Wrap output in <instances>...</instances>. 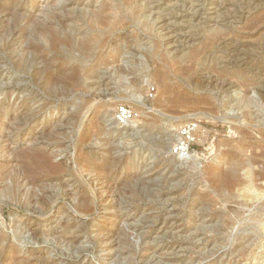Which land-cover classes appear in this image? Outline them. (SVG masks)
Here are the masks:
<instances>
[{
    "label": "rangeland",
    "instance_id": "374dc122",
    "mask_svg": "<svg viewBox=\"0 0 264 264\" xmlns=\"http://www.w3.org/2000/svg\"><path fill=\"white\" fill-rule=\"evenodd\" d=\"M0 107V264H264V0H0Z\"/></svg>",
    "mask_w": 264,
    "mask_h": 264
},
{
    "label": "bare ground",
    "instance_id": "6f19581e",
    "mask_svg": "<svg viewBox=\"0 0 264 264\" xmlns=\"http://www.w3.org/2000/svg\"><path fill=\"white\" fill-rule=\"evenodd\" d=\"M106 6H101V10H99V9H97V10H94V12H90L91 14H90V17H89V19H90V21H88L89 22V24H90V26L91 27H93L94 26V24H97V23H103L104 22V20H105V18H103L102 17V12H103V10H104V8H105ZM7 9V8H6ZM8 10V9H7ZM108 10V9H107ZM106 11V10H105ZM10 12V11H9ZM3 15V14H2ZM106 15V14H105ZM9 16V15H8ZM116 17V16H115ZM114 17V18H115ZM110 19V18H109ZM16 20V19H15ZM63 20V19H62ZM114 20V19H113ZM112 20V21H113ZM116 20V19H115ZM114 20V21H115ZM109 21V20H108ZM111 21V22H112ZM117 22V21H116ZM106 23V22H105ZM109 23V22H108ZM114 24V23H113ZM104 25V24H103ZM112 25V24H111ZM50 26V25H49ZM112 27V26H111ZM36 34V33H35ZM55 39V38H54ZM79 39V38H78ZM92 40H93V38L89 35V36H84L83 38H82V41H83V46L84 47H86V46H88V45H90L91 43H92ZM57 40H55V42H56ZM211 43V42H210ZM209 43V44H210ZM209 47V46H208ZM202 50H203V48H202ZM19 63V62H18ZM21 63V62H20ZM21 65V64H20ZM179 71H180V69H179ZM68 72V71H67ZM70 72V71H69ZM77 73V72H76ZM76 73L73 71V72H71V75H70V78H71V80L72 81H74L77 77H76ZM157 76V75H156ZM157 77H159V79L158 80H160L161 81V84H162V91L161 92H168L169 91V87H168V85H167V78H166V76H165V74H162V75H159V76H157ZM68 81V80H67ZM159 81V82H160ZM8 85V83L7 82H5V83H3V85ZM13 85V84H12ZM15 88V87H14ZM172 92V91H171ZM142 93V92H141ZM169 93V92H168ZM177 93V92H176ZM182 94H183V92H181ZM161 94V93H160ZM181 94V95H182ZM187 94V93H186ZM189 95V94H188ZM175 96V95H174ZM166 97V96H165ZM178 97H180V95H178L176 98L177 99H179L177 102L180 104V103H184V96L182 97L181 96V98H178ZM187 97V96H186ZM185 97V98H186ZM188 98V97H187ZM199 98V97H198ZM165 99V98H164ZM175 99V98H174ZM176 99V100H177ZM197 99V98H196ZM203 99V98H202ZM192 99H190V101H191ZM187 101H188V99H187ZM193 101V100H192ZM208 102V101H207ZM210 103V102H209ZM23 104H25V101L23 102ZM1 108V107H0ZM5 109V108H4ZM6 114V113H5ZM204 116H206L205 114H200L199 113V115L197 116V118H201V117H204ZM83 117V116H82ZM186 117V116H185ZM224 117V116H223ZM4 119V118H3ZM180 119H182V118H178V121L180 120ZM1 120V119H0ZM175 120V119H174ZM133 121V120H132ZM177 121V122H178ZM113 123V122H112ZM131 123V122H130ZM179 123H181V122H179ZM93 124V123H92ZM114 124V123H113ZM119 125V124H118ZM122 128H128V127H126V126H122ZM177 130H179V132L182 130V125H178V127H177ZM195 131V130H194ZM196 132V131H195ZM193 134H194V132H193ZM178 137V136H177ZM179 138V137H178ZM176 139V138H175ZM177 140H179V139H177ZM176 140V141H177ZM183 148H186L185 147V143L183 142ZM174 147H176V146H173V148ZM178 147V146H177ZM24 150V149H23ZM173 152V151H172ZM43 155V154H42ZM173 156V158H175V159H179V157H181V156H183V155H181V154H178V152L177 153H175V154H173L172 155ZM27 157V156H26ZM29 157V156H28ZM25 159V158H24ZM21 162H22V165H21V167H22V169H23V171H22V173H21V175L19 174V176L16 178V180H17V184L15 185L16 187L19 185V179L21 178V180H23V179H27V180H29V178H28V176H30L31 175V177H32V179L31 180H29V182H32V183H34V184H36L37 183V179H35V177H33L35 174H37L38 172L40 173V171L42 172H44L45 170H50V171H56V170H58L59 169V165L57 164V165H54V164H48V162H47V159H45L43 156H40V155H38V157H36V159H35V161H30V160H28V158L27 159H25V160H21ZM20 165V164H19ZM62 169V168H61ZM47 172V171H46ZM49 172V171H48ZM55 173V172H54ZM248 171H245L244 172V175L247 177L248 176ZM220 175V174H219ZM219 175H217V176H219ZM223 175V174H222ZM221 175V176H222ZM220 177V176H219ZM249 177V176H248ZM218 178V177H217ZM219 179H223L224 181H227V182H233L234 183V181H236V179H237V176H236V167H232V168H230V169H228L226 172H224V176L222 177V178H219ZM13 180V179H12ZM16 180H14V182L16 183ZM218 180V179H217ZM39 181V180H38ZM228 183V184H229ZM231 184V183H230ZM38 185V184H37ZM19 186H21V185H19ZM16 190H19L18 188L16 189ZM30 196V195H29ZM40 198V197H39ZM77 201V203L79 204L78 206H80V205H82L83 207H84V205H85V208L84 209H86V210H88L89 208H88V199H86V197H79L78 198V200H76ZM93 201V200H92ZM83 209V210H84ZM44 234H42V236H43ZM45 237V236H44ZM47 238V237H46ZM50 238V237H49ZM32 239L33 240H36L37 239V235H36V233H35V231L33 232V234H32ZM43 239V238H42ZM45 240H47V239H45ZM243 249V248H242ZM234 251V250H233ZM240 251V250H239ZM21 259V258H20Z\"/></svg>",
    "mask_w": 264,
    "mask_h": 264
},
{
    "label": "built area",
    "instance_id": "2783aa9c",
    "mask_svg": "<svg viewBox=\"0 0 264 264\" xmlns=\"http://www.w3.org/2000/svg\"><path fill=\"white\" fill-rule=\"evenodd\" d=\"M133 116V111L130 110L125 105H119L115 110V120L119 125H125L127 122L131 120ZM195 125L187 123L182 127L181 132H179L180 141L173 148V152L186 156L189 153V145L194 132ZM183 142L185 143V147L183 148ZM178 146V147H177Z\"/></svg>",
    "mask_w": 264,
    "mask_h": 264
}]
</instances>
